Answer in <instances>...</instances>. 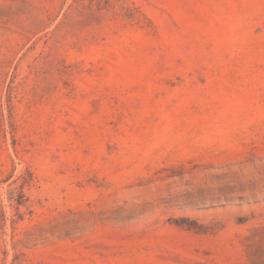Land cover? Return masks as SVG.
Listing matches in <instances>:
<instances>
[{
    "label": "rangeland",
    "instance_id": "obj_1",
    "mask_svg": "<svg viewBox=\"0 0 264 264\" xmlns=\"http://www.w3.org/2000/svg\"><path fill=\"white\" fill-rule=\"evenodd\" d=\"M0 264H264V0H0Z\"/></svg>",
    "mask_w": 264,
    "mask_h": 264
}]
</instances>
